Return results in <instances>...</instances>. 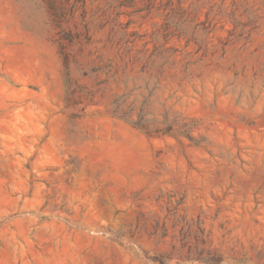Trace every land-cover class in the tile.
<instances>
[{
    "label": "rangeland",
    "instance_id": "obj_1",
    "mask_svg": "<svg viewBox=\"0 0 264 264\" xmlns=\"http://www.w3.org/2000/svg\"><path fill=\"white\" fill-rule=\"evenodd\" d=\"M0 264H264V0H0Z\"/></svg>",
    "mask_w": 264,
    "mask_h": 264
}]
</instances>
